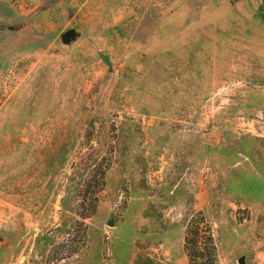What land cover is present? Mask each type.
Returning a JSON list of instances; mask_svg holds the SVG:
<instances>
[{
  "label": "rangeland",
  "instance_id": "obj_1",
  "mask_svg": "<svg viewBox=\"0 0 264 264\" xmlns=\"http://www.w3.org/2000/svg\"><path fill=\"white\" fill-rule=\"evenodd\" d=\"M52 3L0 0V264H264V2Z\"/></svg>",
  "mask_w": 264,
  "mask_h": 264
},
{
  "label": "crops",
  "instance_id": "obj_2",
  "mask_svg": "<svg viewBox=\"0 0 264 264\" xmlns=\"http://www.w3.org/2000/svg\"><path fill=\"white\" fill-rule=\"evenodd\" d=\"M35 1H45V2H53L50 4V10L56 11L52 12V15H65V16H74L80 15L82 12H74V11H82L84 10L82 7L83 5H75L77 6L75 9L73 8V2L77 1H87V0H35Z\"/></svg>",
  "mask_w": 264,
  "mask_h": 264
},
{
  "label": "water",
  "instance_id": "obj_3",
  "mask_svg": "<svg viewBox=\"0 0 264 264\" xmlns=\"http://www.w3.org/2000/svg\"><path fill=\"white\" fill-rule=\"evenodd\" d=\"M62 42L65 43V44L68 43V42H69V37L66 36V35L63 36V37H62Z\"/></svg>",
  "mask_w": 264,
  "mask_h": 264
},
{
  "label": "trees",
  "instance_id": "obj_4",
  "mask_svg": "<svg viewBox=\"0 0 264 264\" xmlns=\"http://www.w3.org/2000/svg\"><path fill=\"white\" fill-rule=\"evenodd\" d=\"M262 1L264 2V0H262ZM261 10H262V8L259 9V11H261Z\"/></svg>",
  "mask_w": 264,
  "mask_h": 264
}]
</instances>
